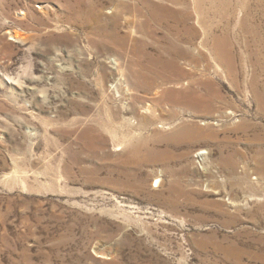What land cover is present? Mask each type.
<instances>
[{"label": "rangeland", "instance_id": "obj_1", "mask_svg": "<svg viewBox=\"0 0 264 264\" xmlns=\"http://www.w3.org/2000/svg\"><path fill=\"white\" fill-rule=\"evenodd\" d=\"M0 264H264V0H0Z\"/></svg>", "mask_w": 264, "mask_h": 264}, {"label": "bare ground", "instance_id": "obj_2", "mask_svg": "<svg viewBox=\"0 0 264 264\" xmlns=\"http://www.w3.org/2000/svg\"><path fill=\"white\" fill-rule=\"evenodd\" d=\"M124 6V5H123ZM144 14V13H143ZM142 15V14H141ZM146 16V15H145ZM144 16V17H145ZM155 18V17H154ZM203 19V18H202ZM153 21V20H152ZM146 24V23H145ZM179 25V24H178ZM129 27V26H128ZM131 29L133 30V28L131 27ZM15 36H18L16 33H15ZM152 99H155V98H152ZM151 99V100H152ZM149 103V102H148ZM147 104V103H146ZM148 108L147 109H150V110H153V111H157V110H162V106L158 105L156 103V101L153 103V105H150V106H147ZM149 111V110H148ZM151 113V112H150Z\"/></svg>", "mask_w": 264, "mask_h": 264}]
</instances>
